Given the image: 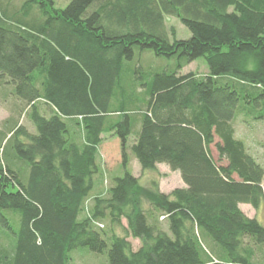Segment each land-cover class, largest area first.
<instances>
[{"label": "trees", "instance_id": "obj_1", "mask_svg": "<svg viewBox=\"0 0 264 264\" xmlns=\"http://www.w3.org/2000/svg\"><path fill=\"white\" fill-rule=\"evenodd\" d=\"M10 1L0 84L14 85L35 132L12 117L0 129V218L16 238L0 264H71L78 248L108 264H264V225L240 208L264 206V167L235 126L264 122V0ZM167 17L191 37L172 39ZM145 52L175 64L143 70ZM201 58L207 74L181 73ZM106 135L124 170L109 189L97 160ZM131 137L144 172L166 165L185 187L143 188Z\"/></svg>", "mask_w": 264, "mask_h": 264}, {"label": "rangeland", "instance_id": "obj_2", "mask_svg": "<svg viewBox=\"0 0 264 264\" xmlns=\"http://www.w3.org/2000/svg\"><path fill=\"white\" fill-rule=\"evenodd\" d=\"M7 1V0H6ZM72 0H54L55 7L57 9L64 10L70 4ZM10 10H16L22 3V0H11ZM167 28L170 30L172 39H188L191 37L189 30L180 22V20L167 17L166 18ZM139 60L140 65L143 70H154V71H164L171 69L174 64V59H168L164 57H157L151 52H145L143 55H137V61ZM137 62V64L139 65ZM196 73L198 75H205L208 73V66L204 58L198 59L192 64L186 66L182 70V74L186 73ZM9 81V80H8ZM6 82V83H5ZM29 109L24 106L21 102L17 100L15 94L14 85L7 84L4 81L0 84V129H4V123L12 117L15 122L27 128L30 132H35V128L28 118ZM250 121V120H249ZM237 129V137L245 141L249 152L258 160V162L264 167V122H253L250 121V125L243 123V117L239 116L235 123ZM134 139L131 137V142L128 144L127 154L130 159L129 171L137 178H139L140 185L145 189H151L155 181L158 182L160 190L166 194H170L176 188L181 187L182 178L179 172L173 173L168 166L158 165L155 171L142 170V167L134 154L131 152L130 146ZM16 143L12 141L9 145L10 149ZM213 155L215 159H218V153L215 148H213ZM98 163L104 166V172L106 174V184L104 185L108 189L114 179L117 177L124 176L123 170V157L121 142L119 138L112 135H106L104 141L101 144L99 154L97 156ZM104 174L101 172L96 176V182L100 179L103 180ZM99 183H96V187L92 193H95L99 188ZM145 207L150 208V204L145 202ZM242 210L244 213L251 218L258 219L264 225V206L256 210L252 206H243ZM5 214V213H4ZM165 222V221H163ZM165 224V223H164ZM126 220H123V226H126ZM108 223L106 224V227ZM164 230L167 227L163 228ZM117 233L121 236L125 235L124 230L117 227ZM136 251L142 247V241L134 239L129 236L128 239ZM16 245L15 236L8 231L1 223L0 218V248H4L8 251L14 250ZM3 246V247H2ZM257 258H262L264 256V248L261 251H257ZM71 264H108V256L106 253L99 254L90 251L87 248H78L70 253Z\"/></svg>", "mask_w": 264, "mask_h": 264}, {"label": "crops", "instance_id": "obj_3", "mask_svg": "<svg viewBox=\"0 0 264 264\" xmlns=\"http://www.w3.org/2000/svg\"><path fill=\"white\" fill-rule=\"evenodd\" d=\"M181 187H185V185L182 183ZM263 188H264V181H263ZM243 206H247V205H245V204L240 205V208L242 209ZM242 211H243V210H242ZM243 212H244V211H243ZM250 218H251V217H250Z\"/></svg>", "mask_w": 264, "mask_h": 264}]
</instances>
